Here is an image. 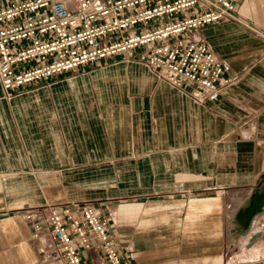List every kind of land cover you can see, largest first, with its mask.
Returning a JSON list of instances; mask_svg holds the SVG:
<instances>
[{"label": "crops", "instance_id": "1", "mask_svg": "<svg viewBox=\"0 0 264 264\" xmlns=\"http://www.w3.org/2000/svg\"><path fill=\"white\" fill-rule=\"evenodd\" d=\"M236 7L237 21L197 30L229 79L213 101L133 53L9 98L0 86V264H48L38 248L49 235L34 238L22 211L44 217L61 203H89L120 254L130 247L129 264L264 253V0ZM79 253L99 261L95 250Z\"/></svg>", "mask_w": 264, "mask_h": 264}, {"label": "built area", "instance_id": "2", "mask_svg": "<svg viewBox=\"0 0 264 264\" xmlns=\"http://www.w3.org/2000/svg\"><path fill=\"white\" fill-rule=\"evenodd\" d=\"M239 0H0V86L6 98L45 83L55 74L118 54L133 53L157 77L186 84L195 99L213 101L229 79L225 66L197 30L236 20ZM137 50V52H134ZM32 236L49 235L38 248L48 264H84L80 251H97L95 264H129L130 247L120 254L105 221L88 203L23 210ZM264 231V226L262 227ZM223 264H264L228 258Z\"/></svg>", "mask_w": 264, "mask_h": 264}, {"label": "bare ground", "instance_id": "3", "mask_svg": "<svg viewBox=\"0 0 264 264\" xmlns=\"http://www.w3.org/2000/svg\"><path fill=\"white\" fill-rule=\"evenodd\" d=\"M249 213H250V211L247 214H249ZM244 219H245V214L244 213L238 214L237 221H239V223L241 225H244L245 224Z\"/></svg>", "mask_w": 264, "mask_h": 264}, {"label": "rangeland", "instance_id": "4", "mask_svg": "<svg viewBox=\"0 0 264 264\" xmlns=\"http://www.w3.org/2000/svg\"><path fill=\"white\" fill-rule=\"evenodd\" d=\"M134 52H137V50H135ZM100 62H101V61H100ZM100 62H99V63H100ZM99 63H98V64H99ZM91 65H93V64H91ZM94 66H97V65H94Z\"/></svg>", "mask_w": 264, "mask_h": 264}, {"label": "water", "instance_id": "5", "mask_svg": "<svg viewBox=\"0 0 264 264\" xmlns=\"http://www.w3.org/2000/svg\"><path fill=\"white\" fill-rule=\"evenodd\" d=\"M255 208L258 209V206H254V209H255ZM254 209H253V210H254ZM248 215H249V214H248Z\"/></svg>", "mask_w": 264, "mask_h": 264}]
</instances>
